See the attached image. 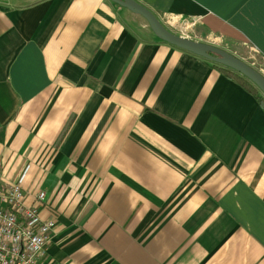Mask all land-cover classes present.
<instances>
[{
	"label": "crops",
	"instance_id": "1",
	"mask_svg": "<svg viewBox=\"0 0 264 264\" xmlns=\"http://www.w3.org/2000/svg\"><path fill=\"white\" fill-rule=\"evenodd\" d=\"M133 1L264 64V0ZM227 75L111 0H0V178L46 193L51 264H264V110Z\"/></svg>",
	"mask_w": 264,
	"mask_h": 264
},
{
	"label": "built area",
	"instance_id": "2",
	"mask_svg": "<svg viewBox=\"0 0 264 264\" xmlns=\"http://www.w3.org/2000/svg\"><path fill=\"white\" fill-rule=\"evenodd\" d=\"M199 22L170 15L160 24L186 32ZM45 202L44 191L30 194L19 183H4L0 178V264H51L47 248L55 223L41 214Z\"/></svg>",
	"mask_w": 264,
	"mask_h": 264
},
{
	"label": "water",
	"instance_id": "3",
	"mask_svg": "<svg viewBox=\"0 0 264 264\" xmlns=\"http://www.w3.org/2000/svg\"><path fill=\"white\" fill-rule=\"evenodd\" d=\"M111 1L145 19L150 27V30L161 41L191 54H194L198 57H202L211 62L218 63L240 74L249 82H251L264 96V76L249 67L241 60L219 48L188 40L170 33L147 9L138 5L133 0Z\"/></svg>",
	"mask_w": 264,
	"mask_h": 264
},
{
	"label": "rangeland",
	"instance_id": "4",
	"mask_svg": "<svg viewBox=\"0 0 264 264\" xmlns=\"http://www.w3.org/2000/svg\"><path fill=\"white\" fill-rule=\"evenodd\" d=\"M167 31L170 33L180 36L182 38L192 40L195 42L207 44L216 48H219L221 50L226 51L230 55L236 57L237 59L241 60L245 64H247L249 67L254 69L255 71L259 72L262 75V62L260 61L259 57L257 54H255L248 46H232V45H225L224 43H221L220 41H216L214 39H211L205 36L202 33V30L198 28V26L194 25L190 30H187L186 32H181V31H176L175 29L167 26L165 27L162 25ZM214 65L217 67H220L223 71H226L227 73H230L232 76L240 79L244 85H246L248 88H250L252 91L256 92L257 95L264 101V96L263 94L251 83L249 82L246 78L243 76L239 75L238 73L218 64L215 62H212Z\"/></svg>",
	"mask_w": 264,
	"mask_h": 264
},
{
	"label": "trees",
	"instance_id": "5",
	"mask_svg": "<svg viewBox=\"0 0 264 264\" xmlns=\"http://www.w3.org/2000/svg\"><path fill=\"white\" fill-rule=\"evenodd\" d=\"M229 78L233 79L236 83L242 85V81L236 77H232L230 75H227ZM250 94H252L256 100L258 101L260 107L264 110V101L256 94V92L252 91L250 88L247 90Z\"/></svg>",
	"mask_w": 264,
	"mask_h": 264
}]
</instances>
